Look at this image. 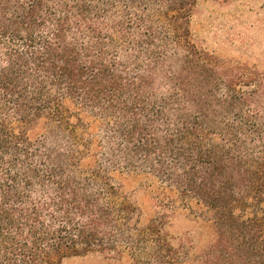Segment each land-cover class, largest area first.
<instances>
[{
    "label": "trees",
    "instance_id": "1",
    "mask_svg": "<svg viewBox=\"0 0 264 264\" xmlns=\"http://www.w3.org/2000/svg\"><path fill=\"white\" fill-rule=\"evenodd\" d=\"M201 1L0 0V264H264V69Z\"/></svg>",
    "mask_w": 264,
    "mask_h": 264
},
{
    "label": "rangeland",
    "instance_id": "2",
    "mask_svg": "<svg viewBox=\"0 0 264 264\" xmlns=\"http://www.w3.org/2000/svg\"><path fill=\"white\" fill-rule=\"evenodd\" d=\"M192 28L204 49L224 60L264 69V0H202L196 7ZM137 199L148 212L145 192ZM192 224L184 217L175 220L174 234L188 233ZM66 264H97L95 257H75Z\"/></svg>",
    "mask_w": 264,
    "mask_h": 264
}]
</instances>
